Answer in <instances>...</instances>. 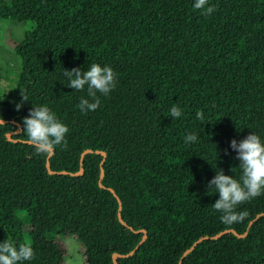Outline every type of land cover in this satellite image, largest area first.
<instances>
[{"label": "trees", "instance_id": "16d2710c", "mask_svg": "<svg viewBox=\"0 0 264 264\" xmlns=\"http://www.w3.org/2000/svg\"><path fill=\"white\" fill-rule=\"evenodd\" d=\"M194 2L0 0V20L29 25L0 96V242L30 244L22 264H65L58 236L78 240L82 264H264V194L228 225L208 188L218 170L240 179L232 140L264 142V0H208L211 15ZM92 63L116 87L84 114L87 86L68 87L63 70ZM43 105L68 133L37 154L23 120Z\"/></svg>", "mask_w": 264, "mask_h": 264}, {"label": "clouds", "instance_id": "9594fccd", "mask_svg": "<svg viewBox=\"0 0 264 264\" xmlns=\"http://www.w3.org/2000/svg\"><path fill=\"white\" fill-rule=\"evenodd\" d=\"M193 7L201 10L204 15H211L217 10L216 6H209L208 0H195ZM63 74L68 78V87L84 91L87 86V96L90 99L81 97L77 105L84 114L96 111L100 106L97 93L108 96L116 87L117 74L107 65L102 67L92 63L87 71L73 68L71 71L63 70ZM23 98L26 101V97ZM20 107L21 105H17V111ZM170 115L175 119L181 117L182 109L178 104L172 105ZM196 117L202 120L203 112L197 110ZM0 123H3L2 118ZM23 126L26 143L33 146L37 154L49 153L56 146L62 145L68 133L67 126L46 105L34 107L24 118ZM196 140L195 133H189L184 137L186 144ZM230 147L237 153L236 159L240 162L239 168L242 173L240 179L227 176L223 170H218L208 184L209 189L214 188L219 194V199L211 207L221 213L222 222L228 225L242 222L247 216L246 211H236L238 205L264 194V142L258 135L252 133L239 143L235 139L232 140ZM33 258L34 250L30 244L21 243L17 246L9 239L0 242V264H22Z\"/></svg>", "mask_w": 264, "mask_h": 264}, {"label": "rangeland", "instance_id": "374dc122", "mask_svg": "<svg viewBox=\"0 0 264 264\" xmlns=\"http://www.w3.org/2000/svg\"><path fill=\"white\" fill-rule=\"evenodd\" d=\"M28 23H18L13 20H0V96L10 90L17 79L20 70V59L11 47V42L23 39ZM66 248L65 264H82V246L71 236H58Z\"/></svg>", "mask_w": 264, "mask_h": 264}, {"label": "water", "instance_id": "95a60500", "mask_svg": "<svg viewBox=\"0 0 264 264\" xmlns=\"http://www.w3.org/2000/svg\"><path fill=\"white\" fill-rule=\"evenodd\" d=\"M6 138L10 140L9 134H6ZM99 153L102 155V157L105 156V153H104V152L100 151ZM81 173H82V169H79V171H77V172L74 173V174H75V175H78V174H81ZM98 185H99L100 187H102L101 183H99ZM108 190L114 194V192H113V190H112L111 188H108ZM258 216H259V215H258ZM258 216H257V217H258ZM119 219H120V216H119ZM142 232L145 233L144 230H142ZM216 236H218V235H215L214 237H216ZM143 238H145V234L143 235ZM115 257H117V255H116V254H112V260H113V261L115 260ZM115 264H116V263H115Z\"/></svg>", "mask_w": 264, "mask_h": 264}]
</instances>
